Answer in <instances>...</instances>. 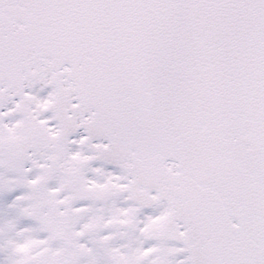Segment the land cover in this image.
Listing matches in <instances>:
<instances>
[{
    "label": "snow or ice",
    "instance_id": "6c2138e0",
    "mask_svg": "<svg viewBox=\"0 0 264 264\" xmlns=\"http://www.w3.org/2000/svg\"><path fill=\"white\" fill-rule=\"evenodd\" d=\"M0 264H264V0H0Z\"/></svg>",
    "mask_w": 264,
    "mask_h": 264
}]
</instances>
